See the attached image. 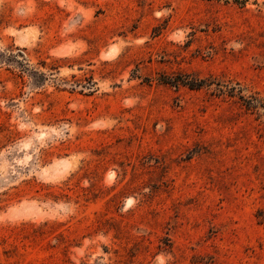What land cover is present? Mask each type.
Instances as JSON below:
<instances>
[{"label":"rangeland","instance_id":"rangeland-1","mask_svg":"<svg viewBox=\"0 0 264 264\" xmlns=\"http://www.w3.org/2000/svg\"><path fill=\"white\" fill-rule=\"evenodd\" d=\"M0 264H264V0H0Z\"/></svg>","mask_w":264,"mask_h":264}]
</instances>
